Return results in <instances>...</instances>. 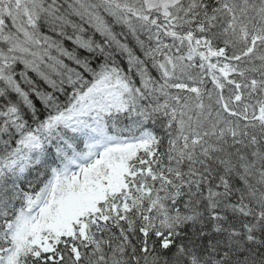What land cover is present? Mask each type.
Returning a JSON list of instances; mask_svg holds the SVG:
<instances>
[{
	"label": "snow or ice",
	"instance_id": "obj_1",
	"mask_svg": "<svg viewBox=\"0 0 264 264\" xmlns=\"http://www.w3.org/2000/svg\"><path fill=\"white\" fill-rule=\"evenodd\" d=\"M0 264H264V0H0Z\"/></svg>",
	"mask_w": 264,
	"mask_h": 264
}]
</instances>
